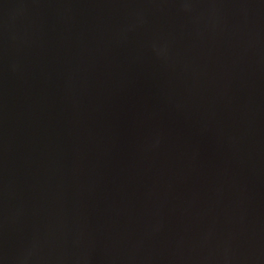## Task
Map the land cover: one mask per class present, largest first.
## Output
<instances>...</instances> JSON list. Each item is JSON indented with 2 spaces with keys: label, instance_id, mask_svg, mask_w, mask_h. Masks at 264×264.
Returning a JSON list of instances; mask_svg holds the SVG:
<instances>
[{
  "label": "water",
  "instance_id": "water-1",
  "mask_svg": "<svg viewBox=\"0 0 264 264\" xmlns=\"http://www.w3.org/2000/svg\"><path fill=\"white\" fill-rule=\"evenodd\" d=\"M0 264H264V0H0Z\"/></svg>",
  "mask_w": 264,
  "mask_h": 264
}]
</instances>
